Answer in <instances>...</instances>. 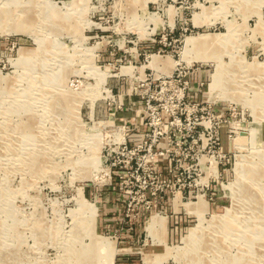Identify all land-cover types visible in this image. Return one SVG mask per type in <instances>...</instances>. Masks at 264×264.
<instances>
[{
	"label": "rangeland",
	"instance_id": "374dc122",
	"mask_svg": "<svg viewBox=\"0 0 264 264\" xmlns=\"http://www.w3.org/2000/svg\"><path fill=\"white\" fill-rule=\"evenodd\" d=\"M175 69L204 197L128 211L106 151L148 97L165 112ZM98 245L110 264H264V0H0V264H109Z\"/></svg>",
	"mask_w": 264,
	"mask_h": 264
},
{
	"label": "built area",
	"instance_id": "2783aa9c",
	"mask_svg": "<svg viewBox=\"0 0 264 264\" xmlns=\"http://www.w3.org/2000/svg\"><path fill=\"white\" fill-rule=\"evenodd\" d=\"M188 76V72L182 73L175 69L173 74L163 79L164 89L172 92L171 103L164 108L165 112H162L163 107L160 105L152 104L155 99L148 97L142 102V112L130 116V123L123 120V125L118 129L122 135L115 137L116 132L113 133L112 141L117 142L116 146L106 151L108 178L126 195L127 210L131 208L132 201H136L134 195L137 194L138 198L142 196L146 211L150 204L148 200L161 198L168 193L171 196L196 194V197H204L202 156L191 158L188 153L190 142L201 143V132H194L190 125L187 127L185 124L189 115L199 113L187 110L188 106L197 110L199 105H192ZM179 82H183L182 86ZM144 85L150 87L148 83ZM120 104L118 109L122 110L123 104ZM180 107L184 109L180 110ZM196 126L194 130H201V125ZM117 137L120 139L117 140ZM190 159L193 161L189 162ZM161 162H165L166 167L162 169L163 174L159 171ZM192 175L198 181L190 185L187 180ZM192 188L196 191L193 192Z\"/></svg>",
	"mask_w": 264,
	"mask_h": 264
},
{
	"label": "bare ground",
	"instance_id": "6f19581e",
	"mask_svg": "<svg viewBox=\"0 0 264 264\" xmlns=\"http://www.w3.org/2000/svg\"><path fill=\"white\" fill-rule=\"evenodd\" d=\"M211 36L210 35H202L199 39H193V38H188L186 39V43H185V47H184V52L185 54H188L190 51H192V49L200 46L201 44H204V43H209V42H214V43H218V39H216L215 37V40H210ZM200 41V42H198ZM236 173H237V170H236ZM238 180H236V182H234L231 186L228 187V191H233L234 189H236L238 186H239V183H237ZM201 205L199 206H196L195 204H189V205H184V207H186L185 209L186 210H189V211H195V213H198L202 208H205L206 204L204 205V203L201 201L200 202ZM87 210H89L90 214L92 213H95V209H93L92 207H89L87 208ZM161 223V220L157 219L156 216H151V219L147 222V225H146V231L148 232V234H151L152 232L154 233L158 228ZM201 229V228H200ZM198 230L197 229V233H198ZM191 238L194 239V238H197L198 235H196L195 233V230L193 232H191L190 234ZM99 246V249L101 248L103 250V252L107 255L108 258V262L107 263H111L110 260H112V256L110 257L108 255L109 253V249H107V246L106 248H104L103 246L100 247ZM100 251V250H99Z\"/></svg>",
	"mask_w": 264,
	"mask_h": 264
},
{
	"label": "crops",
	"instance_id": "0c3cea01",
	"mask_svg": "<svg viewBox=\"0 0 264 264\" xmlns=\"http://www.w3.org/2000/svg\"><path fill=\"white\" fill-rule=\"evenodd\" d=\"M127 121L129 120V118H125ZM128 123H130L129 121H128ZM101 195H102V197L103 196H106L107 195V193H101ZM101 197V198H102ZM107 204L105 205V204H103L102 202V206L101 207H103L104 206V208H105V210H104V212H103V215L101 216V220H100V224H101V228H106V227H111V229L112 228H114V220L115 219H113L112 217H111V212H110V210L112 209V208H114V206H116V204H112L111 202H113V200H112V198H111V200L109 201L108 199H107ZM111 208V209H110ZM108 209H110V210H108ZM116 225V224H115Z\"/></svg>",
	"mask_w": 264,
	"mask_h": 264
}]
</instances>
